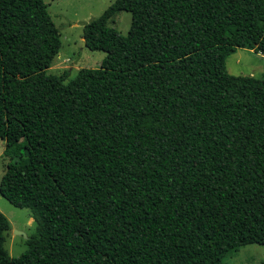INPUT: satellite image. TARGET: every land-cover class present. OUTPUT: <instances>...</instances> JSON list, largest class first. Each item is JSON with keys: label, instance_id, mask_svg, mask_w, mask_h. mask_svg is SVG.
Here are the masks:
<instances>
[{"label": "trees", "instance_id": "16d2710c", "mask_svg": "<svg viewBox=\"0 0 264 264\" xmlns=\"http://www.w3.org/2000/svg\"><path fill=\"white\" fill-rule=\"evenodd\" d=\"M129 11L127 34L113 24ZM106 56L48 69L61 32L44 0H0V138L23 150L0 194L37 231L0 264H223L264 244V0H115L83 27Z\"/></svg>", "mask_w": 264, "mask_h": 264}, {"label": "rangeland", "instance_id": "374dc122", "mask_svg": "<svg viewBox=\"0 0 264 264\" xmlns=\"http://www.w3.org/2000/svg\"><path fill=\"white\" fill-rule=\"evenodd\" d=\"M61 32L62 45L49 73L61 74L68 70L75 76L82 67L95 68L101 65L106 53L89 49L84 44L83 27L100 16L115 0H44ZM132 21L129 11H120L114 21L116 28L127 34ZM228 72L235 75L264 77V56L247 47H238L226 60ZM23 150L8 148L0 138V182L9 162L18 161ZM0 211L11 223L5 246L12 256H20L28 248L27 239L37 231V221L29 208L13 205L0 194ZM223 264H264V244L248 243L229 250Z\"/></svg>", "mask_w": 264, "mask_h": 264}, {"label": "water", "instance_id": "95a60500", "mask_svg": "<svg viewBox=\"0 0 264 264\" xmlns=\"http://www.w3.org/2000/svg\"><path fill=\"white\" fill-rule=\"evenodd\" d=\"M84 44H85V41H84Z\"/></svg>", "mask_w": 264, "mask_h": 264}]
</instances>
